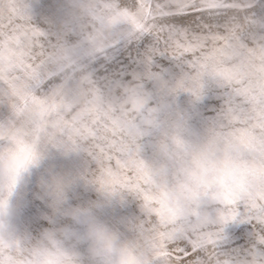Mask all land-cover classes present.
I'll use <instances>...</instances> for the list:
<instances>
[{
    "label": "snow or ice",
    "instance_id": "6c2138e0",
    "mask_svg": "<svg viewBox=\"0 0 264 264\" xmlns=\"http://www.w3.org/2000/svg\"><path fill=\"white\" fill-rule=\"evenodd\" d=\"M107 6L114 26L71 77L53 67L56 41L32 24L26 6L11 10L0 25L11 28L0 39V103L10 107L8 122H22L37 142L58 148H74L76 138L90 142L97 179L135 194L147 177L126 155L120 131L149 97L144 77L118 83L116 53L123 48L147 66V78L159 79L153 67L159 57L184 70L161 92L188 93L199 102L214 90L221 104L207 126L221 143L264 161V0H107ZM69 79L77 82L71 95ZM141 199L140 234L167 264H241L237 252L224 248L230 223L250 224L264 246V180L201 203L181 221L151 209L147 193ZM247 264H264V257L253 254Z\"/></svg>",
    "mask_w": 264,
    "mask_h": 264
},
{
    "label": "clouds",
    "instance_id": "9594fccd",
    "mask_svg": "<svg viewBox=\"0 0 264 264\" xmlns=\"http://www.w3.org/2000/svg\"><path fill=\"white\" fill-rule=\"evenodd\" d=\"M67 3V30L75 25L77 39L60 37L51 55L53 67L71 77L94 54L102 43L101 35L112 29L114 21L107 0ZM25 6L23 0L17 8L23 11ZM8 35L6 31L0 32V39ZM176 96L173 92H161L146 101L142 109L131 112L121 128L126 155L141 166L147 177L138 182L135 194L118 183L102 184L95 172L88 183L97 188L104 200L62 211L58 223L31 238L18 235L12 227L9 202L51 143L37 142L20 121L0 123V264H167L157 258L150 242L140 234L138 223L130 225L134 237L122 239L102 218L105 207L127 195L142 202L141 193H147L151 209L174 214L181 221L201 203L228 192L244 191L264 180V161H253L236 145L221 143L210 126L197 130L189 115L174 107ZM74 143V148H62L65 154H88L90 142L76 138ZM148 149L151 156L146 158ZM133 172L135 167L129 175ZM69 187V181L53 178L48 194L59 204L67 198Z\"/></svg>",
    "mask_w": 264,
    "mask_h": 264
},
{
    "label": "rangeland",
    "instance_id": "374dc122",
    "mask_svg": "<svg viewBox=\"0 0 264 264\" xmlns=\"http://www.w3.org/2000/svg\"><path fill=\"white\" fill-rule=\"evenodd\" d=\"M22 2L23 0H0V16L4 17L0 19V25L7 23L11 10ZM25 5L32 24L43 31L50 40L56 41L60 37L69 41L77 39L75 25L71 31L67 30L70 10L67 0H25ZM4 31L11 34L10 27H0V32ZM116 55L119 57L118 83L127 86L133 82L134 76L144 77L143 90L149 100L158 97L164 85H173L184 72L173 62L159 57L153 61V67L159 69V79H150L145 77L147 66L136 54H129L120 48ZM65 87L71 95V91L77 87L76 80L69 79ZM220 104L218 94L211 89L199 102H195L188 93L183 92L179 93L174 101V107L187 113L197 130L207 127ZM10 118V107L6 103H0V123H6ZM150 156L151 150L148 149L146 158ZM96 169L95 161L87 153L65 154L62 148L48 144L38 166L23 178L9 202V218L16 233L22 237H35L54 223H58L62 211L84 203L103 201V195L88 183ZM53 178L70 182L67 198L59 204L48 194V185ZM145 215L142 202L134 195H127L108 204L102 218L115 228L122 239H130L134 237L130 225L144 220ZM225 238V250L237 252L241 264H247L253 254L258 258L264 257V246L260 245L250 224H228L225 228Z\"/></svg>",
    "mask_w": 264,
    "mask_h": 264
}]
</instances>
